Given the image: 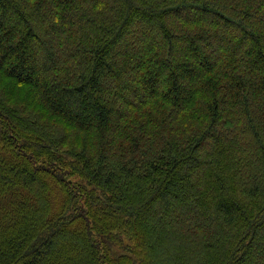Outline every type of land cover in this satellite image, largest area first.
<instances>
[{
	"label": "trees",
	"instance_id": "trees-1",
	"mask_svg": "<svg viewBox=\"0 0 264 264\" xmlns=\"http://www.w3.org/2000/svg\"><path fill=\"white\" fill-rule=\"evenodd\" d=\"M0 264H264V0H0Z\"/></svg>",
	"mask_w": 264,
	"mask_h": 264
}]
</instances>
